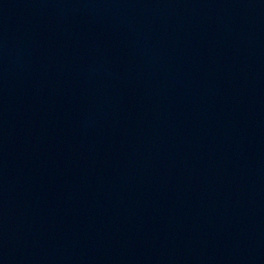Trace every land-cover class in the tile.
<instances>
[{
	"label": "water",
	"instance_id": "obj_1",
	"mask_svg": "<svg viewBox=\"0 0 264 264\" xmlns=\"http://www.w3.org/2000/svg\"><path fill=\"white\" fill-rule=\"evenodd\" d=\"M0 264H264V0H0Z\"/></svg>",
	"mask_w": 264,
	"mask_h": 264
}]
</instances>
